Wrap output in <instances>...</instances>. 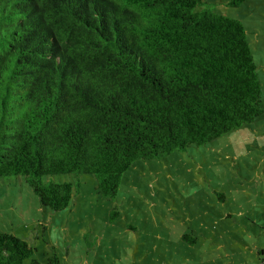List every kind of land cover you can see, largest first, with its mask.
Listing matches in <instances>:
<instances>
[{
  "label": "trees",
  "instance_id": "obj_1",
  "mask_svg": "<svg viewBox=\"0 0 264 264\" xmlns=\"http://www.w3.org/2000/svg\"><path fill=\"white\" fill-rule=\"evenodd\" d=\"M202 3L0 0V177H22L59 211L81 175L113 198L136 160L201 146L262 114L244 25L196 10ZM33 256L0 230V264H39Z\"/></svg>",
  "mask_w": 264,
  "mask_h": 264
},
{
  "label": "rangeland",
  "instance_id": "obj_2",
  "mask_svg": "<svg viewBox=\"0 0 264 264\" xmlns=\"http://www.w3.org/2000/svg\"><path fill=\"white\" fill-rule=\"evenodd\" d=\"M202 1L196 10L244 25L264 106V0ZM80 181L55 211L22 177H0V230L25 239L39 264L53 253L60 264H264V112L201 146L136 160L113 198L96 192L93 175Z\"/></svg>",
  "mask_w": 264,
  "mask_h": 264
}]
</instances>
